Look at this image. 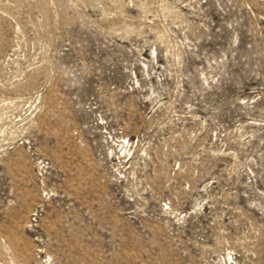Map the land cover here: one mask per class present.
<instances>
[{
    "label": "rangeland",
    "instance_id": "obj_1",
    "mask_svg": "<svg viewBox=\"0 0 264 264\" xmlns=\"http://www.w3.org/2000/svg\"><path fill=\"white\" fill-rule=\"evenodd\" d=\"M0 264H264V0H0Z\"/></svg>",
    "mask_w": 264,
    "mask_h": 264
}]
</instances>
